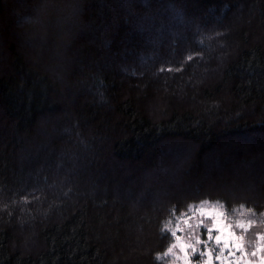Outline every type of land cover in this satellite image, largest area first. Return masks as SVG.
Here are the masks:
<instances>
[{"label":"trees","instance_id":"trees-1","mask_svg":"<svg viewBox=\"0 0 264 264\" xmlns=\"http://www.w3.org/2000/svg\"><path fill=\"white\" fill-rule=\"evenodd\" d=\"M259 156L264 0H0V264H167L192 208L264 216Z\"/></svg>","mask_w":264,"mask_h":264},{"label":"rangeland","instance_id":"rangeland-1","mask_svg":"<svg viewBox=\"0 0 264 264\" xmlns=\"http://www.w3.org/2000/svg\"><path fill=\"white\" fill-rule=\"evenodd\" d=\"M253 140L262 142L257 134L228 140L221 149L208 155L205 161L210 164L214 160L213 168L221 170L225 159L230 162L234 158L233 152L249 148ZM186 148L170 147L167 156L178 162L176 171H169L174 177L184 164V156L192 151L191 147ZM258 159L263 164L258 162L260 168L264 169V158L259 156ZM219 204L199 205L168 225L174 241L161 255L167 264H264V216L252 218L241 216L238 212L227 215ZM239 209L245 208L239 206L234 210Z\"/></svg>","mask_w":264,"mask_h":264},{"label":"clouds","instance_id":"clouds-1","mask_svg":"<svg viewBox=\"0 0 264 264\" xmlns=\"http://www.w3.org/2000/svg\"><path fill=\"white\" fill-rule=\"evenodd\" d=\"M24 20H25L26 23H31L32 22V17H25ZM250 259H251V257H250Z\"/></svg>","mask_w":264,"mask_h":264}]
</instances>
